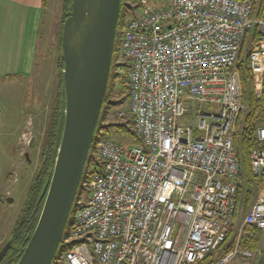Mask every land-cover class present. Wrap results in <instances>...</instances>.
<instances>
[{
  "label": "built area",
  "instance_id": "built-area-1",
  "mask_svg": "<svg viewBox=\"0 0 264 264\" xmlns=\"http://www.w3.org/2000/svg\"><path fill=\"white\" fill-rule=\"evenodd\" d=\"M126 2L116 47L127 67L115 69L130 90L118 117L141 144L97 139L83 182L89 197L75 203L62 238L65 264H264V249L242 246L264 232V195L236 223L227 251L241 173L234 136L248 110L236 62L256 30L249 62L261 98L264 18L252 16L251 0ZM188 101L208 110L195 128L178 123ZM257 137L264 144V124ZM250 165L263 180L264 149L251 152Z\"/></svg>",
  "mask_w": 264,
  "mask_h": 264
},
{
  "label": "water",
  "instance_id": "water-1",
  "mask_svg": "<svg viewBox=\"0 0 264 264\" xmlns=\"http://www.w3.org/2000/svg\"><path fill=\"white\" fill-rule=\"evenodd\" d=\"M123 0H72L63 24L64 125L37 226L17 264H52L62 242L106 99ZM33 143V142H32ZM29 159V155L26 154ZM9 240L0 250V261Z\"/></svg>",
  "mask_w": 264,
  "mask_h": 264
},
{
  "label": "rangeland",
  "instance_id": "rangeland-1",
  "mask_svg": "<svg viewBox=\"0 0 264 264\" xmlns=\"http://www.w3.org/2000/svg\"><path fill=\"white\" fill-rule=\"evenodd\" d=\"M126 5V0H123L120 16ZM133 12L134 9L129 11V14ZM61 14L62 0H49L41 30L36 69L32 78L0 83V247L10 235L16 218L23 208L32 178L38 170L42 142L47 133L48 120L60 79ZM117 42L116 38V46ZM116 46L111 75L117 74L114 67L116 61L125 64L121 50ZM119 87L120 84L116 82L107 92L94 138L113 140L123 147H131L136 143L130 134L115 127L108 130L100 128V125L126 122L118 117V112L128 107V102L120 105L123 97L118 93ZM108 101H119V103L107 104ZM187 106L190 108V113L178 123L195 128L199 113L208 110L205 106L191 101L187 102ZM23 131L24 136L21 137ZM26 154L29 155V159L26 158ZM257 188L258 196L264 195V179ZM89 194V187H85L82 192L79 189L76 200L80 199L84 203ZM74 207L75 204L72 211ZM260 248L264 249V232ZM66 254L67 250L60 246L52 264H65ZM244 262L237 259L232 264H245Z\"/></svg>",
  "mask_w": 264,
  "mask_h": 264
},
{
  "label": "trees",
  "instance_id": "trees-1",
  "mask_svg": "<svg viewBox=\"0 0 264 264\" xmlns=\"http://www.w3.org/2000/svg\"><path fill=\"white\" fill-rule=\"evenodd\" d=\"M253 3L252 16L257 18H264V0H251ZM49 0H44L45 9H47ZM72 8V0H62V14L60 20L59 30V45L61 46L63 24L66 20V13ZM256 30L247 33L238 54L236 67L240 72L242 88H243V99L248 106L246 114L239 117L238 127L234 136V147L236 156L241 163V173L238 181V197H237V211L234 218V223L230 225L227 243H230L227 251L232 249V236L235 231L236 223L245 215L247 210L250 208L252 203L258 197L257 186L260 183L256 177L253 176L250 165V155L255 149H264V144L259 142L257 137V129L259 126L264 124V90L261 98H257L253 88V76L250 70L249 53L253 43L256 40ZM116 64H114V67ZM122 66L127 67L126 63ZM60 79L58 83V89L55 92L54 105L50 114L47 126V133L44 136L42 142V151L39 157L38 170L34 174L32 181L29 185L26 200L23 208L20 211L13 228L10 232L7 240L2 244L1 248L11 240V246L6 255L0 261V264H17L27 247L30 238L37 226L39 217L44 204V197H42L45 187L49 182L52 171L54 168L59 144L61 141L62 130L64 125V92H63V69L64 60L62 55L59 59ZM119 83L118 93L122 95L123 99L120 103L128 102L129 99V80L127 75H110L108 92L112 89L115 83ZM106 100V99H105ZM119 101H108L107 104H118ZM99 124V123H98ZM99 126V125H98ZM112 127L118 128L128 134L134 139L136 145L141 144V139L136 132L134 126L130 120L117 123L113 125H100V128L110 129ZM97 139L94 138L91 147V153L88 159L92 158V152L96 146ZM86 166L82 182L80 184V191L82 192L85 188L83 182L88 180L86 176ZM77 202V200H76ZM75 202V203H76ZM251 228H247V231H251ZM255 235L251 240H245L242 244L243 248H249L253 251L260 247L263 231H256ZM60 246L63 247L61 244Z\"/></svg>",
  "mask_w": 264,
  "mask_h": 264
},
{
  "label": "crops",
  "instance_id": "crops-1",
  "mask_svg": "<svg viewBox=\"0 0 264 264\" xmlns=\"http://www.w3.org/2000/svg\"><path fill=\"white\" fill-rule=\"evenodd\" d=\"M45 12L44 0H0V83L34 75Z\"/></svg>",
  "mask_w": 264,
  "mask_h": 264
},
{
  "label": "flooded vegetation",
  "instance_id": "flooded-vegetation-1",
  "mask_svg": "<svg viewBox=\"0 0 264 264\" xmlns=\"http://www.w3.org/2000/svg\"><path fill=\"white\" fill-rule=\"evenodd\" d=\"M108 92V91H107Z\"/></svg>",
  "mask_w": 264,
  "mask_h": 264
}]
</instances>
